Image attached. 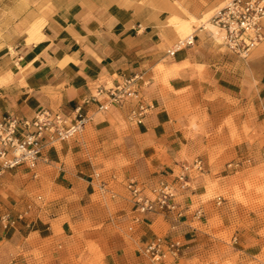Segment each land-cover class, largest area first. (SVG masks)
Here are the masks:
<instances>
[{"label":"crops","instance_id":"obj_1","mask_svg":"<svg viewBox=\"0 0 264 264\" xmlns=\"http://www.w3.org/2000/svg\"><path fill=\"white\" fill-rule=\"evenodd\" d=\"M223 3L0 5V118L13 112L30 119L41 110L73 116L78 105L92 117L80 134L47 148L34 168L23 164L0 173V217L15 219L6 227L0 221V245L16 257L6 264H81L75 253L81 241L98 249V264H147L143 247L157 235L182 241L178 264H211V258L223 257L214 247L224 240L211 225L222 221L224 200L217 198L232 185L228 168L247 171L264 164V41L247 59L229 52L211 22ZM189 35L193 43L177 48ZM134 74L135 98L106 111H98V101L85 102L97 86ZM140 102L150 108L138 123L130 113ZM193 122L201 129H235L233 142L224 136L215 141L237 145L228 168L207 164L203 173H194L177 198L182 217L138 213L127 182H155L176 174L184 160L198 158L199 136L187 135ZM100 179L114 196L98 189ZM197 208L204 219L194 217ZM94 256L89 254L88 264H97Z\"/></svg>","mask_w":264,"mask_h":264},{"label":"built area","instance_id":"obj_2","mask_svg":"<svg viewBox=\"0 0 264 264\" xmlns=\"http://www.w3.org/2000/svg\"><path fill=\"white\" fill-rule=\"evenodd\" d=\"M211 22L222 33L226 49L247 59L264 41V0H224L222 6L214 11ZM192 43L193 35H189L178 40L176 47ZM138 78L139 75L134 74L122 77L110 86H97L96 94L85 102L98 101V111H106L113 104H122L127 98L138 95ZM100 96H105L103 102L98 100ZM149 108L150 105L138 103L132 109L130 118L141 123ZM91 118L81 105L74 109L73 116L41 110L27 119L8 112L0 118V173L23 164L34 168L47 148L57 141H66L80 134ZM193 171H203L201 159L182 163L176 174H163L149 184L129 180L126 189L135 210L140 214L160 211L176 218L182 217L177 198L181 190L190 186ZM95 177L100 178V173L96 172ZM98 189L114 196L103 179L99 180ZM217 199L218 202L222 200L220 196ZM203 216L202 208L194 211L197 219ZM0 221L6 227L15 219L4 214ZM182 250L180 239L171 235H157L145 244L143 255L147 264H178Z\"/></svg>","mask_w":264,"mask_h":264},{"label":"rangeland","instance_id":"obj_3","mask_svg":"<svg viewBox=\"0 0 264 264\" xmlns=\"http://www.w3.org/2000/svg\"><path fill=\"white\" fill-rule=\"evenodd\" d=\"M5 4L7 0L0 2V5ZM213 31L216 33L217 29L213 28ZM233 131L235 129L231 127L201 129L193 122V128L187 135L189 137L195 134L199 136L196 151L203 163V171L200 173L204 172L207 164L217 167L224 165V169L228 168V163L232 161L230 152L237 145L226 143L221 146L215 141L224 136L225 142L228 140L233 142L235 140L231 137ZM220 153L223 159L217 161L216 157H219ZM206 157H209L208 161ZM192 162L193 160L183 161V163ZM228 169L232 175L230 182L232 185L226 187L225 193L220 195L224 200V203L220 205L223 207L220 210L222 221H217L218 223L211 221L213 222L211 230L218 232L224 240L223 246L214 247L215 251L222 250L223 257L211 258V264H264V164L247 171H241L234 164ZM194 173L193 171L192 176ZM204 218L205 214L199 220ZM77 244L78 248L75 253L80 258L81 264H88L90 253H94L95 256L92 258L96 257L95 261L99 263L98 249L95 251L94 247L85 241L77 242ZM9 260L15 261L16 257L9 254L7 245H0V264H6Z\"/></svg>","mask_w":264,"mask_h":264},{"label":"bare ground","instance_id":"obj_4","mask_svg":"<svg viewBox=\"0 0 264 264\" xmlns=\"http://www.w3.org/2000/svg\"><path fill=\"white\" fill-rule=\"evenodd\" d=\"M211 27H213V26H211Z\"/></svg>","mask_w":264,"mask_h":264}]
</instances>
